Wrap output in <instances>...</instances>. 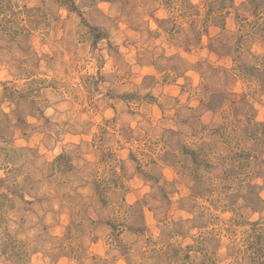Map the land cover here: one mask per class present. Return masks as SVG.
<instances>
[{"label": "rangeland", "instance_id": "obj_1", "mask_svg": "<svg viewBox=\"0 0 264 264\" xmlns=\"http://www.w3.org/2000/svg\"><path fill=\"white\" fill-rule=\"evenodd\" d=\"M0 264H264V0H0Z\"/></svg>", "mask_w": 264, "mask_h": 264}]
</instances>
